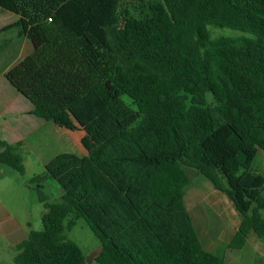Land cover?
Returning <instances> with one entry per match:
<instances>
[{
	"label": "trees",
	"instance_id": "1",
	"mask_svg": "<svg viewBox=\"0 0 264 264\" xmlns=\"http://www.w3.org/2000/svg\"><path fill=\"white\" fill-rule=\"evenodd\" d=\"M33 51L5 77L57 120L91 93L102 110L83 127L87 155L61 154L32 179L43 228L15 264H89L65 232L83 218L101 242L97 264H228L204 248L184 201L187 168L241 216L226 249L264 239V0H11ZM237 38L211 39L209 27ZM131 99L133 109L122 99ZM22 142L0 139V170L24 175ZM58 182L62 200L42 191ZM70 220V218H72Z\"/></svg>",
	"mask_w": 264,
	"mask_h": 264
},
{
	"label": "rangeland",
	"instance_id": "2",
	"mask_svg": "<svg viewBox=\"0 0 264 264\" xmlns=\"http://www.w3.org/2000/svg\"><path fill=\"white\" fill-rule=\"evenodd\" d=\"M17 20L11 0H0V30ZM209 32L211 39L242 35L239 31L217 26H210ZM4 47L9 49L3 52L1 49ZM28 47L29 42H20L16 29L0 34V139L11 144L21 139L18 142L23 143L25 165L24 175L9 168L0 170V264H15L17 246L30 232L43 228L42 218L46 210L40 201L38 185L32 179L44 175L46 165L61 154L86 156L87 149L81 143L85 136L82 129L105 109L102 102L103 109H100L96 93L86 96L59 118L65 125L74 126L77 129L74 131L60 127L57 120L45 121L36 116L28 118L32 105L4 75L12 66V58L18 55L19 48L25 52L17 57L15 63L25 56ZM122 99L135 109L130 98L123 96ZM253 169L264 176L262 150L257 154ZM187 171L190 182L184 189V201L204 248L225 255L228 264H264V239L253 234L244 249H226L237 219H242V216L236 212L229 197L217 191L209 179L192 168H187ZM42 191L50 204L62 200L63 190L52 178L44 181ZM262 214L264 216V211ZM64 235L82 249L89 264H97L95 259L101 250V242L83 218L76 220L74 228Z\"/></svg>",
	"mask_w": 264,
	"mask_h": 264
},
{
	"label": "crops",
	"instance_id": "3",
	"mask_svg": "<svg viewBox=\"0 0 264 264\" xmlns=\"http://www.w3.org/2000/svg\"><path fill=\"white\" fill-rule=\"evenodd\" d=\"M19 40H20V42L21 41H23V43L24 42H29V47H28V49H26L28 52H26L25 53V56L20 60V61H22L25 57H27L29 54H31L32 53V51H33V46H32V44L30 43V41L27 39V38H19ZM7 43V42H6ZM10 44V43H9ZM9 48H6V47H4L3 49H1V50H3V52H6V50H8ZM20 50L18 51V55L17 56H15V57H13L12 59H13V62L17 59V57L20 55V54H24V49H22V48H19ZM0 50V51H1ZM19 61V62H20ZM11 63L10 65H12V66H9V68H8V70H6L5 72H4V75L13 67V66H15L17 63H19V62H17V63ZM31 110H32V108L31 109H29V113H27V116H28V118H30V116H34V115H31L30 114V112H31ZM23 114V113H22ZM26 116V115H25ZM18 141H21V139L20 140H18ZM18 141H16V142H14L13 144H15V143H17ZM11 144V143H10ZM238 220V223H237V226H236V228H234V230H233V232L231 233V237H230V240L228 241V243L232 240V238L234 237V235H235V233L237 232V230H238V228H239V226H240V224H241V221H242V219H237ZM195 226V225H194ZM196 228V227H195ZM251 237V235L249 236V238ZM248 238V239H249ZM209 251V250H208Z\"/></svg>",
	"mask_w": 264,
	"mask_h": 264
}]
</instances>
